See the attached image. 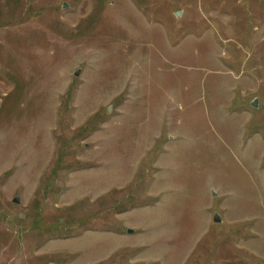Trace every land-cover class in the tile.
Wrapping results in <instances>:
<instances>
[{
    "label": "rangeland",
    "instance_id": "obj_1",
    "mask_svg": "<svg viewBox=\"0 0 264 264\" xmlns=\"http://www.w3.org/2000/svg\"><path fill=\"white\" fill-rule=\"evenodd\" d=\"M0 264H264V0H0Z\"/></svg>",
    "mask_w": 264,
    "mask_h": 264
},
{
    "label": "water",
    "instance_id": "obj_2",
    "mask_svg": "<svg viewBox=\"0 0 264 264\" xmlns=\"http://www.w3.org/2000/svg\"><path fill=\"white\" fill-rule=\"evenodd\" d=\"M179 13L177 14V16L179 17ZM80 75V72H76V76H79ZM251 106L253 107V108H257L258 107V102H257V100H255L252 104H251ZM110 111V110H109ZM213 196H216V194H214L213 193ZM15 204H19L20 203V200L18 199V198H16L14 201H13ZM214 222L216 223V224H219L220 223V216L218 215V214H215V216H214ZM128 233L129 234H131L132 233V230H128Z\"/></svg>",
    "mask_w": 264,
    "mask_h": 264
}]
</instances>
